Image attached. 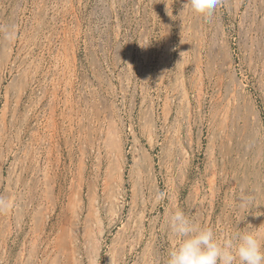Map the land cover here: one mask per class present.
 Listing matches in <instances>:
<instances>
[{
    "label": "rangeland",
    "instance_id": "374dc122",
    "mask_svg": "<svg viewBox=\"0 0 264 264\" xmlns=\"http://www.w3.org/2000/svg\"><path fill=\"white\" fill-rule=\"evenodd\" d=\"M187 2L0 0V264H166L175 210L264 240V0Z\"/></svg>",
    "mask_w": 264,
    "mask_h": 264
},
{
    "label": "clouds",
    "instance_id": "9594fccd",
    "mask_svg": "<svg viewBox=\"0 0 264 264\" xmlns=\"http://www.w3.org/2000/svg\"><path fill=\"white\" fill-rule=\"evenodd\" d=\"M220 0H188L195 13L210 17ZM10 208L8 200L0 197V212ZM168 225L175 237L169 248L166 264H264V240L247 227L233 234L219 237L216 231L192 220L182 210L168 217Z\"/></svg>",
    "mask_w": 264,
    "mask_h": 264
},
{
    "label": "bare ground",
    "instance_id": "6f19581e",
    "mask_svg": "<svg viewBox=\"0 0 264 264\" xmlns=\"http://www.w3.org/2000/svg\"><path fill=\"white\" fill-rule=\"evenodd\" d=\"M81 199H82V198H81ZM82 205H83V204H82ZM79 209H80V208H79ZM81 209H82V208H81ZM81 209H80V210H81ZM84 209H85V208H84ZM80 212H81V211H80ZM82 212H83V211H82ZM82 215H83V214H82ZM82 215H81V216H82ZM79 216H80V213H79ZM76 218H78V215H77ZM79 219H80V218H79ZM80 220H81V219H80ZM76 221H77V219H76ZM79 223H80V222H79Z\"/></svg>",
    "mask_w": 264,
    "mask_h": 264
}]
</instances>
